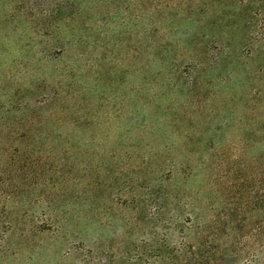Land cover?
<instances>
[{"label":"rangeland","instance_id":"1","mask_svg":"<svg viewBox=\"0 0 264 264\" xmlns=\"http://www.w3.org/2000/svg\"><path fill=\"white\" fill-rule=\"evenodd\" d=\"M234 1L244 14L218 19L205 13L208 0L202 10L197 0H0V264L185 261L195 229L187 201L167 186L173 170L189 191L210 178L213 214L264 195L253 165L242 179L228 162L263 151L233 135L240 117L264 119V104L232 110L226 85L264 63L249 49L233 61L217 54L243 35L263 50L264 0ZM248 74L256 90L264 80ZM232 111L224 132L234 142L214 158L208 132ZM193 132L203 143L186 137ZM207 157L228 158L208 170L198 160ZM263 217L253 210L251 225ZM254 244L238 256L264 257Z\"/></svg>","mask_w":264,"mask_h":264},{"label":"trees","instance_id":"2","mask_svg":"<svg viewBox=\"0 0 264 264\" xmlns=\"http://www.w3.org/2000/svg\"><path fill=\"white\" fill-rule=\"evenodd\" d=\"M240 1L244 2V0ZM198 2L199 5H197V10H202L204 6L200 5L201 0H197V3ZM206 4H208L209 6L207 7V11L205 13L209 14L212 17L216 16L218 17V19H222V17L230 14H234V16H241L242 14H244V9H242L243 7H241V5H239V3L234 0H208V3ZM245 22L251 23V20H246ZM233 33L236 34V30ZM245 37L246 36L244 35L241 36L242 42L235 41V43L232 44H228L225 40L221 41V50L217 55L219 57H223L224 61H233L234 55L238 56L239 53L243 52V50L249 49V59L251 60V62H253V60L255 61L256 59H261L263 61L262 63H264V48L263 50L262 48H260L261 50H256V48H247V45L249 43L248 40H245ZM252 38L253 37H251V39ZM262 38L264 37L262 36ZM196 58L202 60L198 56H196ZM246 68L249 70V72L245 69L243 77H241L239 74L232 75V78L229 79L226 85V95L228 96L227 104L229 107H231V109L233 108V105L241 102L243 103L245 108L249 109H254L255 105L260 109L261 105L264 104V81H260V83H258L259 85L256 90L252 88L250 89L249 85L246 84V81L248 79L246 76L250 75L248 73L251 72H256L260 79L264 80V65H262L260 68H257L256 66H252L250 63ZM232 70L234 71V69ZM199 74L200 73L197 72L194 77H191L190 84L192 87L197 85L196 82H199ZM255 93H257L258 96L253 97L255 98V103L252 105L253 99L251 100L247 96L255 95ZM232 112L233 114L231 116V119H229L225 126L217 129L211 128L208 132V134L211 136L208 149L210 151L213 150V155H215L214 158H216V154L218 152L221 153L220 150L222 147L226 148L231 146L230 144L232 143L233 139L231 135L227 137L226 132L224 131L228 130L233 125L232 117L234 115V111ZM258 119L259 118H255L252 116L247 117V119L240 117L238 121L239 126L237 127V129H235L236 136L233 135V138H237L238 142L246 149L251 147L253 143L260 142L261 144H259L258 147H262L263 151L260 152L259 155L255 158L252 157L245 162H236L234 158H229L228 162H231L232 166H234L235 168L234 172L240 174L242 176V179L245 175L247 176V179L249 178V175L243 172L248 169V166L253 165V172H259L261 176V182L263 183L264 119ZM242 120L245 122L243 125L241 123ZM194 133L195 132L187 135L186 137L196 144L203 143L202 139L196 137V134ZM218 137L219 141H216ZM204 146L206 147V145ZM193 149L194 144L192 146V150ZM224 153L225 152H223V154ZM227 158L228 157H226L225 159ZM225 159H223V162L218 166L217 162L221 161L213 160L215 162H210L208 161V157L207 160H198L202 166L208 168L209 170L210 165L208 163H213L214 167L222 169L224 167ZM209 160H212V158H210ZM180 165L184 170H187L189 168L190 172H193L194 170L189 161H181ZM176 178L177 175L173 170L171 176L167 179V186H170V184H174L176 188L172 190L176 193L177 198L180 201H187V205L190 206L191 211L188 213L190 214V216H186V221L188 223H192L193 221V228L195 229L193 232H188L189 237H192V241H189V243L187 244L189 245L187 248L190 255L187 256V259H185V261L182 260L181 263L177 264H264V257H262L261 255L254 254L251 258L249 257L247 259H241L238 256L240 254L239 252L243 251L245 247L252 246V243H255L254 246H258V248L260 249L259 251H262L264 249V217L259 219V221L257 223H254V225H251L249 219V214L253 210H256L257 208H261V210L264 209L263 194L258 200H255L253 196L248 195L246 196V198H240L241 202L235 201V212L218 211V213L213 214L211 213V210H209V198L211 193L210 190H208V187L211 185L210 178L207 177V182L204 180L202 188L198 189L197 191H189V186L187 185L186 180H180L178 181L179 183L176 182L175 184L174 181H176ZM213 188L215 189L216 186H214ZM246 191L250 192L248 190ZM186 193H188L189 195H187ZM162 210H164V206L162 207ZM177 212V216L179 217V219L183 218V211ZM186 228L190 229V227ZM188 235L185 236L188 237Z\"/></svg>","mask_w":264,"mask_h":264}]
</instances>
